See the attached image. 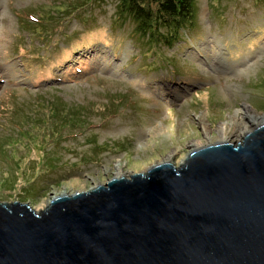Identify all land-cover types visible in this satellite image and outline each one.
Instances as JSON below:
<instances>
[{
	"label": "rangeland",
	"instance_id": "1",
	"mask_svg": "<svg viewBox=\"0 0 264 264\" xmlns=\"http://www.w3.org/2000/svg\"><path fill=\"white\" fill-rule=\"evenodd\" d=\"M117 3L0 0V202L40 211L105 184L116 164L125 178L179 169L196 143L254 130L233 119L264 112V0H194L172 47L113 21Z\"/></svg>",
	"mask_w": 264,
	"mask_h": 264
},
{
	"label": "water",
	"instance_id": "2",
	"mask_svg": "<svg viewBox=\"0 0 264 264\" xmlns=\"http://www.w3.org/2000/svg\"><path fill=\"white\" fill-rule=\"evenodd\" d=\"M0 264H264V125L40 211L0 202Z\"/></svg>",
	"mask_w": 264,
	"mask_h": 264
},
{
	"label": "trees",
	"instance_id": "3",
	"mask_svg": "<svg viewBox=\"0 0 264 264\" xmlns=\"http://www.w3.org/2000/svg\"><path fill=\"white\" fill-rule=\"evenodd\" d=\"M77 4L69 7L76 11ZM194 16V0H118L113 21L122 25L129 17L135 22L132 32L145 44L172 47L181 40V31L193 26ZM65 107L54 108L63 111Z\"/></svg>",
	"mask_w": 264,
	"mask_h": 264
},
{
	"label": "bare ground",
	"instance_id": "4",
	"mask_svg": "<svg viewBox=\"0 0 264 264\" xmlns=\"http://www.w3.org/2000/svg\"><path fill=\"white\" fill-rule=\"evenodd\" d=\"M102 51L99 49V48H96V50L93 52V54H97L98 53V55L101 53ZM66 53H68V52H66ZM94 56V55H93ZM203 125V129H204V131L205 132H207V127H206V125H205V123H202ZM236 126L237 128H240L241 130H244L245 128L246 129H248L247 127H249L250 125L252 126H254V129L255 128H257V127H259V126H261V125H264V112L263 113H261V114H259V113H255V114H253V113H250L249 112V110H246V111H244L243 112V115L241 114H237L236 115V118L235 119H233V126ZM256 126V127H255ZM221 129H222V131H223V128L221 127ZM222 138H221V140L222 141H219L218 143H229L230 141H228V140H226V134L224 133V134H222ZM230 143H232V142H230ZM234 144V143H233ZM210 144H207V145H204V144H201V143H196V149H198V148H201V147H205V146H209ZM195 150V149H194ZM163 162H165V161H163ZM117 165V171H116V174H115V176L113 177L114 179H119V178H125V175H124V173H122V171L120 170V168H119V166H118V164H116ZM102 184L100 183V184H97L96 186H95V188L96 187H99V186H101ZM68 195H70V194H67V193H60V194H58V195H53L52 197H51V199H50V201L53 199V198H55V197H57V196H68ZM50 201L48 202V205H49V203H50Z\"/></svg>",
	"mask_w": 264,
	"mask_h": 264
}]
</instances>
